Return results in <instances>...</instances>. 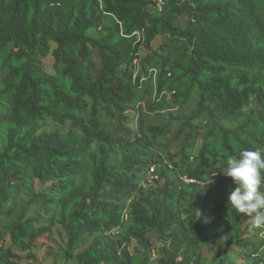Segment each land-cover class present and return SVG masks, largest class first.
Wrapping results in <instances>:
<instances>
[{
  "label": "trees",
  "instance_id": "1",
  "mask_svg": "<svg viewBox=\"0 0 264 264\" xmlns=\"http://www.w3.org/2000/svg\"><path fill=\"white\" fill-rule=\"evenodd\" d=\"M156 7L157 0H0V70L6 74L0 78V200L10 198L7 186L16 182L27 188L38 182L59 193L55 221L65 226L68 262L137 264L129 244L135 239L150 246L146 230L151 228L163 242L157 264H204L200 245L220 232L215 222L203 221V213L210 201L213 220L223 218V205L212 196L224 187L215 147L222 142L233 155L229 138L236 132L208 139L193 168L195 156L183 151L178 170V163L150 155L142 139L132 150L121 147L117 155L119 143L102 130L100 109L109 107L127 121L126 113L136 108L139 93L156 73H150L153 57H160L157 96L170 92L180 99L196 90L198 108L187 120L206 115L216 126L227 121L253 100H264V17L257 0H165L162 12ZM181 17L184 27L178 26ZM94 31L102 36L94 38ZM139 34L143 37L136 41ZM161 35L183 45L181 64L158 52L141 59L142 46L151 48ZM93 49L99 50L100 68ZM48 56L54 59L55 75L43 69ZM160 108L158 102L150 110ZM47 121L70 129L39 133L27 128ZM235 138L240 150L264 152V133L250 144ZM86 162L90 182L77 188ZM153 167L158 178L151 181ZM185 174L214 182L186 183ZM37 199L54 200L41 193ZM230 216L241 225L253 223L232 207ZM125 219L136 228L118 242L96 237L75 253L82 237L121 228ZM35 221L9 227L11 247L0 251V264H23L12 248L31 250L48 230L35 228ZM252 258L264 264V257Z\"/></svg>",
  "mask_w": 264,
  "mask_h": 264
},
{
  "label": "rangeland",
  "instance_id": "2",
  "mask_svg": "<svg viewBox=\"0 0 264 264\" xmlns=\"http://www.w3.org/2000/svg\"><path fill=\"white\" fill-rule=\"evenodd\" d=\"M257 8L260 14L264 17V0H257ZM186 18L181 17L178 26L184 27ZM94 38H100V32H91ZM143 35H137L136 41H139ZM93 59L101 67L99 50L93 49ZM183 45L177 44L175 40L165 35L158 36L152 43L151 48L142 46L141 56L145 58L150 54L153 56L155 52L159 55L170 58L171 62L181 64L183 62L182 54ZM149 65L150 73L155 71L154 76L147 82L145 91L139 93L138 103L134 110L126 113L127 121H123L109 107H101L100 122L102 130L106 131L111 136H114L119 145L116 146V154L119 155L121 147L132 150L138 146L140 139L147 146V151L150 155L168 159L169 162L178 163L183 151L189 156H195L192 168L197 165V155L204 143L209 140H221L225 131L236 132L240 140L250 144L252 139L264 133V100H253L251 104L243 111L236 113L227 121L218 126L206 116L202 115L198 119L188 121L187 117L191 116L198 108L199 93L193 90L188 97L176 99L173 93L164 92L157 96L156 75L162 69L163 60L160 57H153ZM139 59V61H141ZM43 69L50 74H57L55 71V62L52 56H48L42 60ZM139 64V62L137 63ZM139 66V65H137ZM139 68L136 69V73ZM135 73V74H136ZM6 74L0 70V78ZM158 79V78H157ZM160 102L161 108L158 111H151L150 108ZM4 111L8 107H3ZM176 122L172 120H176ZM35 127L39 133L53 132L57 129L69 130V125L60 127L55 123L37 122L29 123L27 128ZM242 128V129H241ZM153 130H158L154 133ZM163 130V131H161ZM235 136H230L229 142L235 148L233 155H239L243 150L238 149V142ZM95 148V146H94ZM225 146L222 142H217L215 151L218 155V166L220 167L219 176L224 179V187L215 191L212 196H216L223 205L222 220L214 221L213 204L208 201L203 215V221H212L220 228V232L216 236H212L209 242L200 245V250L203 252L204 264H254L252 255H260L264 257V229L251 225H241L235 222L230 216L231 207L228 205V195L235 189L231 178L224 176V162L229 156L228 151H224ZM250 150H260L259 148H249ZM226 156H225V155ZM191 158H189L190 160ZM159 168L162 165L158 166ZM157 167V168H158ZM91 165L86 162L81 175L76 180V187L82 185L88 186L90 182ZM148 187V188H146ZM145 189H153L155 187L144 186ZM264 190V185H262ZM9 197L0 200V251H7L11 247V239L9 235V227L14 222L25 221L29 218H37L33 222L35 228L46 226L47 232L36 240V246L28 251H21L17 248H12L13 253L17 254L15 258L23 264H79L76 260L66 261L65 252L67 249L68 236L65 226L57 224L55 221L56 210L59 205V193H54L48 188H41L36 182L30 188L24 187L21 182H16L7 186ZM41 193L54 199L52 203L37 199V194ZM54 197V198H53ZM124 226L114 228L110 231H97L92 235L82 237L75 248V253L85 250L96 237L111 239L118 242L129 228H136L135 222L132 219H125ZM188 223V221H187ZM146 237L151 244L147 248L140 245L137 240L132 239L129 244V249L133 253L137 264H157L162 256L163 242L160 240L155 229L146 230Z\"/></svg>",
  "mask_w": 264,
  "mask_h": 264
},
{
  "label": "clouds",
  "instance_id": "3",
  "mask_svg": "<svg viewBox=\"0 0 264 264\" xmlns=\"http://www.w3.org/2000/svg\"><path fill=\"white\" fill-rule=\"evenodd\" d=\"M222 174L236 186L228 195V205L236 213L251 218L254 227L264 229V152L243 150L239 155L229 156Z\"/></svg>",
  "mask_w": 264,
  "mask_h": 264
},
{
  "label": "built area",
  "instance_id": "4",
  "mask_svg": "<svg viewBox=\"0 0 264 264\" xmlns=\"http://www.w3.org/2000/svg\"><path fill=\"white\" fill-rule=\"evenodd\" d=\"M164 5H165V0H157V10H158V12H162L163 11V7H164ZM192 159H193V157H192ZM156 171H155V168L153 167V168H151L150 169V180L152 181L153 179H156V178H158V174H156L155 173ZM182 180H184L186 183H192V182H196V183H201L202 185H204L205 183H206V181H200V180H198V179H196V178H192V177H190V176H188V175H183L182 177Z\"/></svg>",
  "mask_w": 264,
  "mask_h": 264
}]
</instances>
